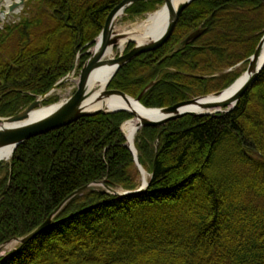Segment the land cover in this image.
Listing matches in <instances>:
<instances>
[{"label": "trees", "instance_id": "1", "mask_svg": "<svg viewBox=\"0 0 264 264\" xmlns=\"http://www.w3.org/2000/svg\"><path fill=\"white\" fill-rule=\"evenodd\" d=\"M121 1L28 0L20 19L0 28V116L47 93L79 54L82 68ZM163 3L139 0L125 12L135 18ZM263 36L264 0H195L167 42L122 66L109 88L137 98L156 81L141 99L148 108L215 93L240 77ZM132 117L99 112L22 142L0 166V245L36 229L85 185L138 189L122 130ZM135 146L152 174L144 192L90 186L0 264H264V67L233 110L144 126Z\"/></svg>", "mask_w": 264, "mask_h": 264}, {"label": "water", "instance_id": "2", "mask_svg": "<svg viewBox=\"0 0 264 264\" xmlns=\"http://www.w3.org/2000/svg\"><path fill=\"white\" fill-rule=\"evenodd\" d=\"M11 1V3L9 2ZM27 0H0V15L4 13L5 16L13 12L20 11L25 5ZM139 0H122L109 14L105 27L95 39V44L92 48L88 50L90 56L83 66L80 74V81L77 90L69 98L56 103L57 106L54 107L47 115L44 117L29 123L20 124L22 120L27 118L30 111L37 108L48 96H50L54 91H56L61 84L69 80L76 71L77 60L74 63L73 68L70 73L60 79L51 90L46 94L38 97L32 103H30L25 109L13 116L2 117L0 116V147L5 144H14L15 149L25 140L32 137L48 133L50 131L61 128L65 125L71 124L72 122L77 121L83 116L95 115L99 112L113 113L117 111H128L133 115V118L138 119L137 131L144 126H160L166 124L168 121L183 117L185 115H213L220 112H229L235 108L239 99L242 95L248 90V88L253 84L261 70L264 67V36L262 37L255 53L251 56L250 62L247 68L248 78L241 84V86L235 91L234 94L229 96H224V93L229 88L217 91L211 95H205L196 97L190 100L180 102L173 106L161 107V108H147V109H156L160 111V118L157 120H152L141 115H137L136 112H133L129 108H112V109H103L97 108L95 110H88L84 107V101L91 96L95 95V98L98 100L108 99L112 96H118L123 98L125 101L129 102L135 100L138 103H141L142 97L156 84V81L149 83L141 92V94L134 98L124 91L111 89L109 85L112 78L116 72L125 64L141 55L144 52L152 51L164 43L172 35L182 12L195 0H182L177 6H174L173 0H164V6H168L170 10V19L166 29L162 32L160 36L152 41L139 43L135 39H130L129 43H134V47L127 53L120 54L116 58H111L109 60H103V57L106 53V50L109 46L115 45L119 39L123 36L116 30L118 15L120 13L125 14V10ZM4 7V8H3ZM119 20V19H118ZM117 20V21H118ZM205 31V28H198L186 36L180 43L177 50L185 48L186 45L195 41L202 33ZM152 37V36H151ZM111 62L115 64V70L112 76L107 81L105 89L102 92H97V89L89 86V77L92 71L99 65ZM238 80V79H237ZM236 80V81H237ZM212 97V100L204 101L206 98ZM142 104V103H141ZM143 105V104H142ZM51 106V105H50ZM144 106V105H143ZM145 107V106H144ZM196 107L197 109H194ZM146 108V107H145ZM199 108V110H198ZM127 138V137H126ZM128 139V138H127ZM128 147L131 149L135 156V161L139 167L141 173L145 170L141 165L138 158V151L134 145H131L129 141L127 142ZM1 165V162H0ZM149 180L145 183L142 182L141 186L135 190H126V191H117L116 189L110 187L109 185L103 182H95L90 185H85L78 190L70 194L53 212L52 214L36 229L28 233L23 237H15L14 239L8 240L0 245V254L2 251L8 247L10 244H26L37 237L39 234L47 230L52 224L54 217L58 212L76 195L82 194L90 186H104L109 192L120 194L122 196L135 195L141 192H144L149 186Z\"/></svg>", "mask_w": 264, "mask_h": 264}, {"label": "bare ground", "instance_id": "3", "mask_svg": "<svg viewBox=\"0 0 264 264\" xmlns=\"http://www.w3.org/2000/svg\"><path fill=\"white\" fill-rule=\"evenodd\" d=\"M182 0H173L174 6H177ZM11 3V1H9ZM122 15L120 13L119 17ZM5 18V14L1 13L0 19ZM117 19V20H118ZM170 19V10L168 6H162L160 9L156 10L153 13H150L147 18L143 20H139L134 24L128 25H120L116 30L122 34V38L112 46H109L106 50V53L103 57V60H109L114 57L116 47L121 50H124L128 41L130 39H135L137 42H148L156 39L158 36L162 34V32L166 29ZM116 20V22H117ZM152 36V37H151ZM115 70V64L111 62H105L98 67H96L90 77H89V86L97 89V92H102L105 89L107 81L112 76ZM248 74L244 73L241 77L224 93V96H229L234 94L235 91L241 86V84L248 78ZM212 97L206 98L204 101L212 100ZM61 102V101H60ZM84 107L88 110H95L97 108L103 109H112V108H129L133 112H136L137 115H141L143 117L157 120L160 118V111L156 109H147L141 103H138L135 100H131L129 102L125 101L123 98L118 96H112L108 99L98 100L94 96L88 97L84 101ZM57 104H53L51 106H42L37 107L30 111L27 118L22 120L20 124L29 123L36 121L45 115H47ZM194 109H197L194 107ZM199 110V108H198ZM137 124L138 119L133 118L128 120L123 125V130L125 132L126 137L131 145H134L135 135L137 133ZM14 153V144H5L0 147V162L6 163L9 162ZM149 179V174L146 170L142 172V180L146 183Z\"/></svg>", "mask_w": 264, "mask_h": 264}, {"label": "rangeland", "instance_id": "4", "mask_svg": "<svg viewBox=\"0 0 264 264\" xmlns=\"http://www.w3.org/2000/svg\"><path fill=\"white\" fill-rule=\"evenodd\" d=\"M163 5H160L156 10L160 9ZM154 10V11H156ZM154 11H151V12H148L142 16H137L135 18H129L127 15L125 14H122L120 17H119V20L117 21V27L120 26V25H128V24H134L136 23L137 21L139 20H143L145 18H147V16L149 15V13H152ZM23 11L21 10L19 13H12L10 16H7L6 18H3L2 20H0V27H3L5 24L7 23H12L14 21H18L22 15ZM244 23L248 22L247 20H243ZM128 45V44H127ZM127 45L125 47L124 50H121L119 49L118 47H116V50H115V54H114V57H117L119 54L121 53H124L127 49ZM79 61H80V58H78L77 60V68H76V71H75V74L67 81H65L58 89L57 91L55 92V95L58 96V101L57 102H60L61 100H65L67 98H69L71 95L74 94V92L77 90L78 88V85H79V81H80V74H81V70L82 68L80 67L79 65ZM241 64L237 65V66H240ZM248 64H246V66H241L240 68H243L242 69V74L243 75L245 73V71L247 70L248 68ZM240 75V77H241ZM55 102V103H57ZM46 104H44L43 102L39 105V106H45ZM124 131V130H123ZM125 133V132H124ZM10 163L9 162H6V163H3V167H7V165ZM149 174V178L151 177V174L148 172ZM140 182L142 183L143 180H142V174L140 176ZM141 185V184H140ZM118 191H121V190H118ZM16 246V244H10L8 247H6L2 252L3 254L11 251L14 247ZM2 254V255H3Z\"/></svg>", "mask_w": 264, "mask_h": 264}]
</instances>
